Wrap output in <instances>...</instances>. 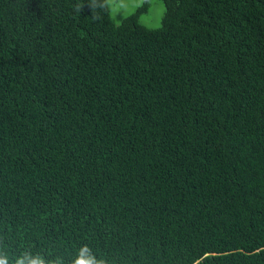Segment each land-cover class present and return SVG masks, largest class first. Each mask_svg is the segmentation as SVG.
<instances>
[{
    "label": "trees",
    "instance_id": "1",
    "mask_svg": "<svg viewBox=\"0 0 264 264\" xmlns=\"http://www.w3.org/2000/svg\"><path fill=\"white\" fill-rule=\"evenodd\" d=\"M150 1L0 0L8 264H264V0Z\"/></svg>",
    "mask_w": 264,
    "mask_h": 264
},
{
    "label": "clouds",
    "instance_id": "2",
    "mask_svg": "<svg viewBox=\"0 0 264 264\" xmlns=\"http://www.w3.org/2000/svg\"><path fill=\"white\" fill-rule=\"evenodd\" d=\"M85 4L90 8L91 13L98 7L110 15H113L116 11L114 0H99V3H97V0H85L84 3L76 5V11L81 12ZM117 26L119 25L117 24ZM0 264H8L7 257L0 255ZM16 264H61V261L46 262L39 256H31L28 253H24L17 258ZM71 264H105V261L98 259L87 245H83L77 250Z\"/></svg>",
    "mask_w": 264,
    "mask_h": 264
},
{
    "label": "rangeland",
    "instance_id": "3",
    "mask_svg": "<svg viewBox=\"0 0 264 264\" xmlns=\"http://www.w3.org/2000/svg\"><path fill=\"white\" fill-rule=\"evenodd\" d=\"M141 5V0H114L115 13L109 14V20L112 24H118L123 17L131 13L135 8ZM163 7L155 0L150 1L147 13L142 17V23L149 29L158 28L161 22Z\"/></svg>",
    "mask_w": 264,
    "mask_h": 264
}]
</instances>
